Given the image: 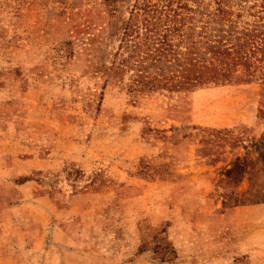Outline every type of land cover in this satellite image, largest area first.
Returning a JSON list of instances; mask_svg holds the SVG:
<instances>
[{"label": "rangeland", "instance_id": "obj_1", "mask_svg": "<svg viewBox=\"0 0 264 264\" xmlns=\"http://www.w3.org/2000/svg\"><path fill=\"white\" fill-rule=\"evenodd\" d=\"M134 2L0 0V264H264L262 80L107 78Z\"/></svg>", "mask_w": 264, "mask_h": 264}, {"label": "trees", "instance_id": "obj_2", "mask_svg": "<svg viewBox=\"0 0 264 264\" xmlns=\"http://www.w3.org/2000/svg\"><path fill=\"white\" fill-rule=\"evenodd\" d=\"M256 6L250 11L254 19L240 27L221 1L198 20L190 13L194 8L180 0L176 5L172 0H135L128 17L113 24L119 44L110 64L102 60L96 68L107 78L130 70V87L139 92L191 91L256 77L264 91V0L251 8Z\"/></svg>", "mask_w": 264, "mask_h": 264}]
</instances>
